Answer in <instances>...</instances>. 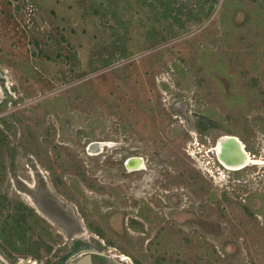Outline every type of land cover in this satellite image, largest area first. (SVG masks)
<instances>
[{
  "label": "rangeland",
  "instance_id": "374dc122",
  "mask_svg": "<svg viewBox=\"0 0 264 264\" xmlns=\"http://www.w3.org/2000/svg\"><path fill=\"white\" fill-rule=\"evenodd\" d=\"M116 191L114 263L264 264V0H0V256Z\"/></svg>",
  "mask_w": 264,
  "mask_h": 264
},
{
  "label": "flooded vegetation",
  "instance_id": "af4514ba",
  "mask_svg": "<svg viewBox=\"0 0 264 264\" xmlns=\"http://www.w3.org/2000/svg\"><path fill=\"white\" fill-rule=\"evenodd\" d=\"M215 155L220 166L224 167L217 153ZM131 162L133 170L144 169L146 166L144 160L138 156H134ZM156 187L158 189L153 188L154 193L148 201L138 205L135 215L136 221L134 220L136 224L150 225L156 223V220L161 221V214L168 216L169 204L165 196L170 194L169 185L158 184ZM156 190L161 191V193L156 192ZM116 192L115 195H106L116 199H99L81 207L82 211L78 210L81 217L65 216V222H59L58 216H54L55 228H51L52 231L46 238L48 244L41 238L37 242L38 250L40 249L41 253L38 254L39 260L34 264H117L114 263V260L118 257V252H113V245L106 242L107 232L118 236V191ZM144 208L146 209L144 210ZM114 218H116L115 224L112 220ZM73 220L78 222L77 228L73 226ZM83 236L87 239L84 242L82 241ZM47 252H50L51 259H48L49 255L45 254ZM6 263L9 264L7 261Z\"/></svg>",
  "mask_w": 264,
  "mask_h": 264
},
{
  "label": "bare ground",
  "instance_id": "6f19581e",
  "mask_svg": "<svg viewBox=\"0 0 264 264\" xmlns=\"http://www.w3.org/2000/svg\"><path fill=\"white\" fill-rule=\"evenodd\" d=\"M218 140L220 141L219 142V153H222L224 142H226V144H225L226 149H231L232 151H235L236 153H238V155H240V154L242 155V158H241L242 160L239 162H236L235 166H241L242 163L244 164L246 161H249V160L255 161L253 159L248 160V156H246L245 151L243 149L244 145L237 136L231 135V134H226V135H223L222 137H220ZM105 145H108V143L107 142H96V147H94L92 149L98 150L101 146H105ZM223 161H225V160H223ZM226 162L229 163L228 161H226Z\"/></svg>",
  "mask_w": 264,
  "mask_h": 264
},
{
  "label": "water",
  "instance_id": "95a60500",
  "mask_svg": "<svg viewBox=\"0 0 264 264\" xmlns=\"http://www.w3.org/2000/svg\"><path fill=\"white\" fill-rule=\"evenodd\" d=\"M225 144H226V142H224L222 153L218 154V158L220 159V161L225 160V161H228L229 163H236L238 160H240L242 158L241 154L239 156H236V155H238V153L235 155L234 154L232 155L231 152L226 149ZM90 147L91 148L96 147V142L92 143ZM131 160L132 159L129 160L128 164H132ZM0 264H7L6 261L1 256H0Z\"/></svg>",
  "mask_w": 264,
  "mask_h": 264
}]
</instances>
